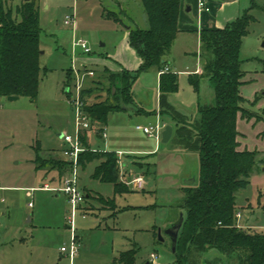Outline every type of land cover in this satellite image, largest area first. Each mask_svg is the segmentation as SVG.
Returning <instances> with one entry per match:
<instances>
[{
	"label": "rangeland",
	"instance_id": "rangeland-1",
	"mask_svg": "<svg viewBox=\"0 0 264 264\" xmlns=\"http://www.w3.org/2000/svg\"><path fill=\"white\" fill-rule=\"evenodd\" d=\"M23 1L11 0L9 5L15 10ZM30 1L37 2L42 30L40 89L35 103L26 97L15 102L0 99V264H70L68 255L60 253L62 247L70 248L72 244V230L66 220L70 210L68 198L44 189L45 185L59 187L63 178L50 164L64 159L61 151L65 147L58 135H76L75 114L68 103L69 93H64L63 88L71 82L73 61L81 71L83 59H105L106 55L114 54L126 27L133 23L129 18L143 26L145 13L139 0ZM201 1L215 10V4H229L233 0H183L187 8H192L187 13V24L196 29L199 21L202 24V16H198ZM240 8V17L249 11L254 19L242 40L240 54L242 70L249 81L244 89L249 100L243 95L247 101L244 107L251 111L250 107L258 105L255 94L264 92V0H240ZM107 12L123 21L107 17ZM73 14L76 28L65 25V18ZM78 40L88 43L90 55H83L76 47ZM179 43L191 51L185 55L180 49L176 59L169 56L170 62H176L175 69L171 68L179 80V91L171 96L169 104L179 110L183 123H195L199 97L190 77L195 76L198 68L197 39L195 34L183 35ZM93 68L95 76L84 81L85 101L88 105L114 102L120 92L112 89L103 67L90 62L88 69ZM96 81H102V86L93 84ZM132 90L136 101L122 103L120 112L108 114L103 139H92L93 133H86L87 145L96 155L102 156L104 152L124 155L121 159L127 167L122 171L126 178L120 182L130 192L115 195L112 184L91 178L100 160L80 168V173L84 172L81 188L86 186L94 192L90 191L92 199L75 219L78 252L73 264H119L117 260L123 253L134 258L133 264H152V255L156 256L155 264H177L167 231L181 214L185 215L181 209L184 188L199 172L198 147L194 143L192 149L183 148L178 136L182 126H177L171 115L163 114V109L153 111L158 104L157 68L139 73ZM200 100L206 105L214 102V90L207 79L201 82ZM158 124L173 127L168 143L162 139L158 143L137 130L138 126ZM100 127L93 125L94 130ZM240 128L249 144L260 150L264 147V122L254 129L251 123ZM183 132L197 143L189 128ZM261 132L263 137L256 139ZM37 159L40 164H36ZM263 171L264 155L259 153L248 187L237 196L236 215H243L239 220L243 225L264 223V212L257 209L264 206ZM137 176L145 181V188L138 192L134 185L126 184ZM98 197L114 199L115 206L103 205ZM3 212L7 214L3 216ZM248 230L264 232V229ZM201 257L208 260L220 255L209 252Z\"/></svg>",
	"mask_w": 264,
	"mask_h": 264
},
{
	"label": "trees",
	"instance_id": "trees-1",
	"mask_svg": "<svg viewBox=\"0 0 264 264\" xmlns=\"http://www.w3.org/2000/svg\"><path fill=\"white\" fill-rule=\"evenodd\" d=\"M139 2L145 13L143 26L128 17L133 23L126 27V32L128 43L142 64L136 72L103 70L112 89L115 87L120 92L110 104L88 105L86 91H83L86 112L93 123L106 126L110 112H120L122 103L132 104V86L138 74L154 67L161 72L180 33L181 0ZM10 3L11 0H0V99L26 97L35 103L39 96L42 70L39 8L37 2L30 0H24L15 10ZM107 17L123 21L110 12ZM253 21V16L246 11L223 29H204L200 32L203 71L190 77V83L199 97L195 123H183L179 110L166 104L179 91L177 74H160L163 114L171 115L177 126H182L178 130L182 147L192 149L195 143L199 157L198 183L184 188L185 201L181 209L185 215L175 252L177 264H264V234L239 227L236 215L238 193L248 187L258 155L257 151L240 150L238 117L241 114L244 119L262 120L259 114L245 109L247 101L241 90L246 76L240 55L242 40ZM204 79L214 90V102L210 105L200 100V86ZM93 84L102 86L103 82ZM187 128L194 133L197 143L184 135L183 129ZM82 140L87 151L80 156L79 165L86 167L100 160L92 179L112 184L115 195L129 193L126 185L120 182L117 154L104 152L102 156L96 155L87 145L86 135ZM36 164H40L39 159ZM50 164L63 176L69 171L70 164L64 159L53 160ZM92 197L88 192L87 200ZM98 199L103 205L115 206L114 199ZM209 252H216L220 257L204 260L201 256ZM133 261L128 253L121 254L117 260L119 264H133Z\"/></svg>",
	"mask_w": 264,
	"mask_h": 264
},
{
	"label": "built area",
	"instance_id": "built-area-1",
	"mask_svg": "<svg viewBox=\"0 0 264 264\" xmlns=\"http://www.w3.org/2000/svg\"><path fill=\"white\" fill-rule=\"evenodd\" d=\"M200 11L210 12V8L206 5L204 1L199 4ZM65 25L76 28V16L69 15L65 18ZM76 47L79 48L83 55H90L92 53L88 43L84 40H78L76 42ZM82 62V69L77 70L73 61V67L71 69L72 79L71 82L65 88V92L69 93V103L75 114V126L76 135H63L62 140L65 144V149L62 150V155L65 161L70 164L69 171L63 176L61 180V185L57 188H51L49 185H45L44 189L52 192H57L64 194L68 198L70 205V210L66 217L67 223L72 230V244L70 248L62 247L61 253L68 255L70 264H73L74 258L78 252L77 236L75 235V219L79 211H82L84 205L86 204V194L82 191L80 187V168L79 159L80 156L87 151V147L84 145L82 137L88 132L94 133L93 125H98L93 123L92 118L86 112V102L83 99V87L84 81L87 77H94L95 72L92 69H88L85 61ZM164 73H174L169 66H165L160 74ZM137 130L142 131L145 135L150 138H154L159 143L162 139L163 131L165 130L164 125H156L151 127H141L138 126ZM97 133L101 134L103 137L106 136V132L97 129ZM118 165L120 169V179L124 180L126 176L123 174L124 165L121 160H118ZM127 185H134L136 190H143L145 188V181L142 176L133 177L131 181H126ZM240 218V214H237V220ZM2 223L0 221V227ZM155 255H152V264H155Z\"/></svg>",
	"mask_w": 264,
	"mask_h": 264
},
{
	"label": "crops",
	"instance_id": "crops-1",
	"mask_svg": "<svg viewBox=\"0 0 264 264\" xmlns=\"http://www.w3.org/2000/svg\"><path fill=\"white\" fill-rule=\"evenodd\" d=\"M215 6H216L215 10H214V7L212 5L208 6L210 8V10H211L210 12L200 11V8L198 9V16H202L201 17L202 24L200 26V21H199L198 28L196 29L193 26L187 24V21H188V17H187L188 14L187 13L191 12L192 8H187V6H185L183 4V0H181V11H180V18H179L180 33L178 34V37H177V39H176V41H175V43L173 45L171 54L169 56H173L174 59H176L175 57L177 56V52L180 49H182L181 51H183V53H185V55H188L191 50H189V48L187 46H181L180 47V43H179L180 42V37L183 36V35L195 34L196 39H197V45H198L197 46L198 47L197 48L198 52L195 54L196 57H197L198 68L195 71V75L202 74V71H203V63H202V60L200 58V49H201L200 32L202 30H204V29H223L229 23L235 21L236 19H238L240 17V11H241L240 10L241 9L240 8V0H233L229 4L228 3L227 4H221L219 6H217L215 4ZM211 13L212 14L214 13V15L212 17H210ZM207 14H210V16L207 15ZM210 23H213V25L210 26ZM102 47H104V45H102ZM169 56L166 58V61H167V65L166 66H169L170 68L172 67V68L175 69L176 62H175V60H174V62H170L169 61V59H170ZM82 61H85L87 66L89 65L90 62H92L93 64H95L97 66H101L104 69L106 68L110 72H113V73H118V72L122 71L123 69H126V70H128L130 72H136L140 68V66L142 64V60L138 57L136 52L130 47V45L128 43V33L127 32L123 36V39L119 43V46H118V48H117V50H116V52L114 54L106 55L105 59L104 58H100V59H83ZM172 68H171V70H172ZM94 69L95 68H93L92 70L94 71ZM159 80H160V72L158 70V81ZM248 83H249V81L245 77L244 78V84L242 85V88H241L243 95H244V89L248 86ZM133 94H134V91H133ZM244 97L247 100H249L248 97H246L245 95H244ZM255 97L258 98V105L250 107L249 110H251L250 112H252V113L259 114V116H261L262 120H256L255 118H253L252 120H248V119H244L241 114L239 115V117H238V130L240 132V137H239L240 150H243V151L244 150L257 151L258 154L262 153V155H264V147L261 148V150H260L257 145L253 146V145L249 144V141L245 137L244 133L241 132V128H240V127L244 126L245 124H250L251 123L253 125V129H254L255 127L263 124V122H264V92L263 93H256ZM21 98L22 97H19L18 100H20ZM157 98H158V104H157L156 108L153 111H159L160 109H163L160 92L158 93V97ZM169 99L167 100L166 104H169ZM134 100H135V95H134ZM68 103H69V97H68ZM139 108L144 109L143 107H139ZM181 109H184V108H181ZM129 110L133 111L132 109H129ZM148 111H150V110H148ZM98 129L103 130V131L106 132V128L103 125H102V127L98 128ZM94 131L95 132L93 133L92 139L95 138V139L101 140V139L104 138L101 134L97 133L98 132L97 129H95ZM263 132L258 134L256 139L259 140L261 137H263V136H261V135H263ZM173 133H174V129H173ZM61 135L62 134H59L58 137H59V140L63 142ZM92 139H91V142H92ZM256 139H254V140H256ZM63 144H64V142H63ZM63 147H65V144H64ZM61 154H62V151H61ZM122 156H124V155H122V153L118 154V160L122 161V159H121ZM122 163H123L124 167L126 168L127 167L126 163H124L123 161H122ZM99 164H100V161H99L98 165ZM88 165H90V164H88ZM95 168H94V170H95ZM83 173H84L83 171H81V173H80V187H82L81 186L82 185L81 179H82ZM93 173H94V171H93ZM93 173H92V175H93ZM263 173H264V171H263ZM92 175H91V178H92ZM134 190L136 192L141 191V190H136V189H134ZM82 191L86 194V197H87V193L88 192H90V191L94 192L93 190H89V188H87L86 186L83 187ZM87 202H88V200H86V203ZM257 209H258L259 212H264V206H263L262 209H261V207H259ZM253 213H255V212H253ZM6 214H7L6 212L2 213L3 216H5ZM240 218H243V215L240 214ZM240 218L237 220V223H238L239 227H243L244 229H254V230H257V229L263 230L264 229V223H260L259 225H255L253 223H251V224L247 223L246 225H243V224H241V222H239ZM257 233H259V232H257ZM262 233L264 234V232H262ZM60 253H61V250H60ZM147 264H149V263H147Z\"/></svg>",
	"mask_w": 264,
	"mask_h": 264
},
{
	"label": "water",
	"instance_id": "water-1",
	"mask_svg": "<svg viewBox=\"0 0 264 264\" xmlns=\"http://www.w3.org/2000/svg\"><path fill=\"white\" fill-rule=\"evenodd\" d=\"M25 1L28 2L29 0H25ZM18 99H19V97H9L8 101L15 102V101H18ZM61 136H63V135H61ZM172 136H173V127L172 126H166L165 130L163 131V134H162V142L168 143L171 140ZM198 179H199V172L197 175L192 177V180L189 181L186 184V186L196 185L198 183ZM183 222H184V215L181 214L179 219L177 220V222H175L171 226V228L167 231V234L171 238L173 253L176 252L177 242H178V238H179V234H180Z\"/></svg>",
	"mask_w": 264,
	"mask_h": 264
}]
</instances>
